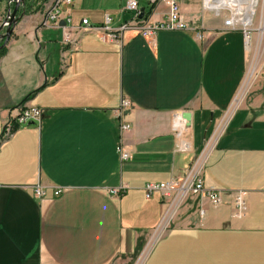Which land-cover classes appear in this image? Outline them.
Wrapping results in <instances>:
<instances>
[{
  "label": "crops",
  "instance_id": "obj_1",
  "mask_svg": "<svg viewBox=\"0 0 264 264\" xmlns=\"http://www.w3.org/2000/svg\"><path fill=\"white\" fill-rule=\"evenodd\" d=\"M53 1L20 16L0 53V136L21 109L42 111L0 142V264H264L263 72L246 82L242 31L223 24L249 10L238 1L216 16L221 0H177L187 30L111 43L97 28L126 25L128 0H72L57 25ZM137 1L143 15L152 7L148 22L164 19L168 0ZM194 163L218 205L145 198L146 184L181 180Z\"/></svg>",
  "mask_w": 264,
  "mask_h": 264
},
{
  "label": "built area",
  "instance_id": "obj_2",
  "mask_svg": "<svg viewBox=\"0 0 264 264\" xmlns=\"http://www.w3.org/2000/svg\"><path fill=\"white\" fill-rule=\"evenodd\" d=\"M72 0H54L51 11L48 13V18L53 25H57L59 19L62 16V11L60 10L61 4H70ZM207 0H204L206 5ZM213 1V0H212ZM242 0H221L219 1V6L214 8V14L218 16L222 9L230 10L229 5L234 4L233 2H238ZM210 2V1H209ZM209 4V3H208ZM237 5V3H235ZM211 6V5H210ZM167 12L164 19L160 22L150 23L145 19H138L139 10H138V1L137 0H128L124 6L125 11L131 13L130 21L121 26L118 30L113 31L108 28L110 20L105 19V23L102 27L97 28L100 31L99 39L102 42H122V34L125 31H133L137 35L141 36L145 40H152L159 31H184L187 30V26L184 23L180 7L177 0H168L167 3ZM211 8V7H210ZM231 15L228 18H225L223 24L228 29L234 30L239 27L242 31L245 43L244 48L247 56L253 53V49L257 50L256 57L263 58V63L259 64L258 60H255V56L252 58L256 67L253 70V76H258L261 68L264 69V0H254L252 4L251 17L247 16L245 20H242L241 16L237 13H230ZM82 25L87 27V30H97L90 26L87 20H82ZM254 32H257V42L253 44ZM202 35L200 33L195 34L196 40H202ZM64 42L73 43L70 40L68 34L64 35ZM249 62L250 64H252ZM260 65L257 67V65ZM121 110L127 109L129 104L127 101H121L120 103ZM42 111L36 107H26L20 110V112L9 119L3 126L0 142H3L10 138L14 130L20 127H26L31 123H36L37 126L40 125ZM130 126L120 121L119 131L121 134L129 131ZM189 145L184 144L183 150L188 149ZM117 153L121 160H127L129 154L124 152L122 147L117 146ZM199 168L196 163H194L191 168L188 170L183 179L177 180L175 178L170 179L166 183H148L143 187L145 198L149 199L154 193H159L162 198L174 199L177 197H182L185 194H198L207 198L209 203L212 206H216L220 203L219 194L217 192L207 190L203 187L199 179ZM127 189L126 185H121L119 188L114 189L111 193L115 196H119L124 193ZM34 194L36 197L43 196V190L40 186L34 187ZM60 190H55L54 195L58 196ZM235 204L238 208V213L242 212L244 209V193L237 192L235 194Z\"/></svg>",
  "mask_w": 264,
  "mask_h": 264
},
{
  "label": "water",
  "instance_id": "obj_3",
  "mask_svg": "<svg viewBox=\"0 0 264 264\" xmlns=\"http://www.w3.org/2000/svg\"><path fill=\"white\" fill-rule=\"evenodd\" d=\"M13 4L12 8L10 4ZM11 3H8L7 12L0 24V49H2L8 42L13 28L17 24L19 17L24 14L23 11L18 14L19 10L24 6V0H12ZM143 18L142 10L139 11L138 19ZM181 118L186 122H190L191 116L187 112L181 114Z\"/></svg>",
  "mask_w": 264,
  "mask_h": 264
},
{
  "label": "trees",
  "instance_id": "obj_4",
  "mask_svg": "<svg viewBox=\"0 0 264 264\" xmlns=\"http://www.w3.org/2000/svg\"><path fill=\"white\" fill-rule=\"evenodd\" d=\"M8 3H11L12 0H5ZM49 0H24V6L22 7V9L19 11V14L21 11L24 12V14H30L33 12H39L42 11L43 9V5L46 4ZM13 4H10V7L12 8ZM152 7L149 8V10L144 13L143 18L142 19H147V16L149 15L150 11H151ZM4 48L0 49V53H3Z\"/></svg>",
  "mask_w": 264,
  "mask_h": 264
},
{
  "label": "rangeland",
  "instance_id": "obj_5",
  "mask_svg": "<svg viewBox=\"0 0 264 264\" xmlns=\"http://www.w3.org/2000/svg\"><path fill=\"white\" fill-rule=\"evenodd\" d=\"M127 14H130V12H128ZM254 35H255V37H254V42H253V44H256V42L258 41L257 40V32H254ZM256 54H257V50L254 48L253 49V53H251V54H249V56H248V61L251 63V61H252V58L255 56V60H258L259 61V64H262L263 63V58H257L256 57ZM257 65V67H259L260 65ZM251 65V64H250ZM253 66H255V64H252L251 66H249V72H248V75H247V78H246V82H247V80L249 79V78H251V76L253 75V70H254V68H252ZM261 77L260 78H264V69L263 68H261ZM259 74V75H260ZM260 78H258V80L260 79ZM245 82V83H246ZM246 86V84H244V86H243V90H244V87ZM129 264H133V263H129ZM138 264V263H137Z\"/></svg>",
  "mask_w": 264,
  "mask_h": 264
},
{
  "label": "bare ground",
  "instance_id": "obj_6",
  "mask_svg": "<svg viewBox=\"0 0 264 264\" xmlns=\"http://www.w3.org/2000/svg\"><path fill=\"white\" fill-rule=\"evenodd\" d=\"M253 1L254 0H242L241 1L242 3H240V6L249 10V12L247 13V16H249V17H251ZM252 63L254 64V61H252Z\"/></svg>",
  "mask_w": 264,
  "mask_h": 264
}]
</instances>
